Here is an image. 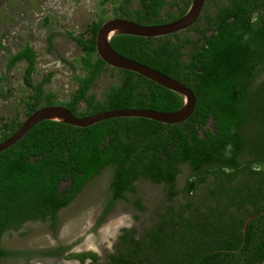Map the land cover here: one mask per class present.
<instances>
[{
	"label": "trees",
	"instance_id": "16d2710c",
	"mask_svg": "<svg viewBox=\"0 0 264 264\" xmlns=\"http://www.w3.org/2000/svg\"><path fill=\"white\" fill-rule=\"evenodd\" d=\"M193 0H102V16L88 27V37L68 32L84 52L82 75L67 102L48 92L54 73L35 83L38 53L26 45L11 55L8 70L27 65L23 82L30 95L27 118L43 106L61 104L76 117L123 109L175 112L183 99L139 75L108 66L97 54V34L111 17L145 26L182 18ZM170 9L169 12L165 11ZM49 37V48H54ZM112 48L189 86L197 97L192 117L167 125L142 118H117L88 128L43 121L22 140L0 153V243L27 223H50L57 231L60 213L96 178L111 175L110 195L94 230L120 202L145 211L138 182L165 187V202L156 221L140 235L124 228L101 264H264V0H207L200 20L190 29L160 38L118 36ZM68 63V62H67ZM76 70L73 63H68ZM117 71L103 99L92 88L107 71ZM6 76L0 77V85ZM20 114L5 121L0 144L16 133ZM232 146L226 156L228 146ZM191 175L179 187L182 168ZM74 245L46 251H19L0 246V264L15 258H60L68 254L82 264H100L94 252L71 253Z\"/></svg>",
	"mask_w": 264,
	"mask_h": 264
},
{
	"label": "rangeland",
	"instance_id": "374dc122",
	"mask_svg": "<svg viewBox=\"0 0 264 264\" xmlns=\"http://www.w3.org/2000/svg\"><path fill=\"white\" fill-rule=\"evenodd\" d=\"M102 0H0V77L6 81L0 85V130L5 121L20 114L25 119L24 103L30 91L24 85L23 77L27 65L18 64L8 70L11 54L19 52L26 45L38 53L35 83L44 76L54 73L48 92L58 96L57 102H67L76 90L75 76L82 75L81 58L84 52L72 41L68 32L88 37V27L102 16ZM135 7L139 0H135ZM113 5L105 6L107 17H115ZM168 8L166 12H169ZM53 38L54 48H49V37ZM73 63L72 70L68 63ZM119 81L117 71H107L95 83L92 92L103 99L107 89ZM191 175L188 167L182 168L179 187L183 188ZM111 175L107 171L89 184L83 193L60 213L57 231L50 228V223L30 222L19 232L7 233L0 246L19 251H46L60 245H74L71 253L94 252L106 262L108 254L114 251L122 229L136 228L141 235L156 221V212L163 208L165 187L150 181L138 182V196L142 199L145 211H139L130 201L120 202L106 218L97 231L94 230L102 216L110 195ZM115 216V217H114ZM113 220V221H112ZM111 221V222H110ZM4 264H82L68 254L60 258L33 256L4 261ZM85 264H90V261Z\"/></svg>",
	"mask_w": 264,
	"mask_h": 264
},
{
	"label": "water",
	"instance_id": "95a60500",
	"mask_svg": "<svg viewBox=\"0 0 264 264\" xmlns=\"http://www.w3.org/2000/svg\"><path fill=\"white\" fill-rule=\"evenodd\" d=\"M206 2L207 0H193L182 18L168 24L145 26L126 18L112 17L103 23L96 38L97 54L108 66L117 70L137 73L178 94L184 102L180 110L167 113L150 109H123L105 111L93 116L78 118L66 106L61 104L43 106L25 118L19 130L0 144V153L12 148L43 121L58 122L77 128H88L105 120L117 118H142L167 125H177L189 120L197 107V97L194 91L189 86L154 68L122 56L112 48L111 42L114 38L123 35L160 38L187 31L200 20ZM263 214L264 211L252 215L246 220L243 230L245 237L250 222Z\"/></svg>",
	"mask_w": 264,
	"mask_h": 264
},
{
	"label": "clouds",
	"instance_id": "9594fccd",
	"mask_svg": "<svg viewBox=\"0 0 264 264\" xmlns=\"http://www.w3.org/2000/svg\"><path fill=\"white\" fill-rule=\"evenodd\" d=\"M231 150H232V146L231 145H229L228 146V151L226 152V156H229L230 155V153H231Z\"/></svg>",
	"mask_w": 264,
	"mask_h": 264
},
{
	"label": "flooded vegetation",
	"instance_id": "af4514ba",
	"mask_svg": "<svg viewBox=\"0 0 264 264\" xmlns=\"http://www.w3.org/2000/svg\"><path fill=\"white\" fill-rule=\"evenodd\" d=\"M223 1H224L225 3H227L228 0H223ZM15 54H16V53H15ZM11 55H13V54H11ZM11 55H10V58H11ZM10 58H9V59H10ZM8 62H9V60H8ZM7 67H8V66H7ZM262 80H264V75H263V77L260 78L259 82H261Z\"/></svg>",
	"mask_w": 264,
	"mask_h": 264
},
{
	"label": "bare ground",
	"instance_id": "6f19581e",
	"mask_svg": "<svg viewBox=\"0 0 264 264\" xmlns=\"http://www.w3.org/2000/svg\"><path fill=\"white\" fill-rule=\"evenodd\" d=\"M115 217V216H114ZM113 221V220H112ZM111 222V221H110Z\"/></svg>",
	"mask_w": 264,
	"mask_h": 264
}]
</instances>
